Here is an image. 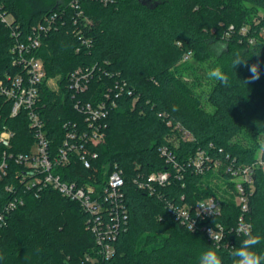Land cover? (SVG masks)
<instances>
[{"label":"trees","instance_id":"obj_1","mask_svg":"<svg viewBox=\"0 0 264 264\" xmlns=\"http://www.w3.org/2000/svg\"><path fill=\"white\" fill-rule=\"evenodd\" d=\"M71 1L0 0V13L13 20L11 27L0 21V79L22 73L21 66L12 65L11 49L42 25L46 31L29 56L44 65L36 109L52 156L68 132L86 130L75 103L95 104L109 94L115 106L105 121L104 141L90 149L97 155L90 168L71 154L54 172L63 181L91 185L100 194L115 167L120 170L126 227L112 243L114 253L108 261L99 256L98 262L86 260L95 258L98 249L87 228L89 215L52 188L38 195L20 191L15 175L22 167L10 163L8 175L0 180V210L19 195L23 204L0 228V264H198L199 255L209 248L218 250L224 264H231L229 253L243 239L234 231L241 216L253 232L264 236V171L255 166V139H264V0H77L83 15L91 19L87 27L80 20L74 24ZM236 53L249 66L259 64V79L249 81L251 73L243 64L232 66ZM187 54L189 59L183 61ZM211 59L230 83L209 84L213 109L207 111L190 86L193 82L185 81L180 72L190 60L200 64ZM78 69L91 71L82 93L69 88V78ZM48 79H56L57 91L46 85ZM123 83L121 92L115 85ZM176 125L193 140H182ZM4 128L14 134L10 151L29 152L34 137L27 113L11 117L10 105L0 97V130ZM162 148L173 162L160 155ZM197 152L208 157L202 174L191 164ZM260 157L264 159V152ZM214 162L217 171L212 169ZM241 167H251L254 179L251 193L245 187L246 213L235 202L232 181L233 171ZM157 172L170 174L167 184L153 183L152 192L139 186ZM10 185L13 193L6 191ZM212 197L220 202V213L198 221L194 231L169 209H192ZM103 218L109 222L108 214ZM217 226L223 229L220 241L201 230ZM258 250L264 251V244Z\"/></svg>","mask_w":264,"mask_h":264},{"label":"built area","instance_id":"obj_2","mask_svg":"<svg viewBox=\"0 0 264 264\" xmlns=\"http://www.w3.org/2000/svg\"><path fill=\"white\" fill-rule=\"evenodd\" d=\"M69 6L71 9L76 10L74 24H77L78 20H80L83 27L91 26V19L83 15L78 7L77 0L71 1ZM0 21L7 27H11L13 22L9 15L3 13H0ZM35 31V34L29 35L26 38L25 43L16 44L11 49V53L14 55L12 65L21 66L22 73L14 76L4 75V78L0 79V97L10 105V116H16L21 111L27 113L29 128L33 132L34 143L29 152L15 154L10 151L11 141L14 136L13 132L6 128L0 130V180L8 175L9 164L14 163L22 167V172L15 175L20 191L23 190L38 195L43 188L49 187L56 190L63 198L78 202L89 215L87 228L94 234L95 243L98 247L96 257L91 258L87 256L86 260L98 262L99 256L102 261H108L114 253L112 243L116 240L119 231L125 229L128 217L127 209L123 202V193L121 192L123 184L121 171L116 170L115 167V171L108 177L102 192L95 194V190L91 185L79 186L75 182L63 181L54 172V169L58 165L67 164L71 154H76L78 160L86 169L90 168V160L97 157L90 149L92 146H96L104 141L105 121L108 117L109 109L115 106V102L110 100L109 94H105V101H99L95 104L76 102L74 107L83 115L86 130L68 132L62 147L59 148L56 155L52 156L48 149L49 142L43 130V123L36 109L39 102V87L45 77L44 65L41 59L29 56L30 51L36 50L39 47L40 33L45 32L46 29L39 24ZM244 31L243 29L242 32L244 33ZM79 33L77 32L76 35ZM12 35H16L14 30H12ZM189 57V54L185 55L183 61L188 60ZM90 75L91 71H88V69L76 70L69 78V88L74 93L84 92L87 88ZM50 84H53V86ZM46 85L53 91L58 90L56 79H48ZM115 86L116 88L120 86L119 90L121 92L122 89L126 88L125 83L121 85L116 84ZM127 94L130 95L131 91L127 90ZM175 129L180 132L182 140H193L191 134L180 125H176ZM160 155L164 156L168 163L173 162L171 154L166 148L160 149ZM207 160L208 157L203 152L196 153L194 159L191 160L196 173H203L205 170L203 165ZM255 166L264 171V159L258 158ZM173 168L179 172L177 164H173ZM217 168H219V165L214 162L212 169L217 170ZM252 173L251 167H241L233 171L234 178L232 181L235 183L236 189L235 202L240 206L242 213H246L248 210V191H246L245 187H248L250 193L252 192L254 185ZM169 179L170 174L168 172L152 173L146 179L147 184L140 182L139 186H146L152 192L153 183L164 186L168 183ZM13 189L12 185L6 187V191L10 193L14 192ZM22 204L23 199L19 195L9 200L1 208L0 228L6 224L7 215ZM200 204H204L205 206L212 205V207L210 210H205ZM169 209L176 216V219L181 220L185 224L189 231H191L192 222V231H194L197 230L198 221L217 216L220 213L221 207L220 202L212 197L198 201L192 209L185 206L179 208L170 206ZM105 214L109 215V222L104 220L103 216ZM240 225L250 224L242 221L241 216L236 229ZM201 230L209 238H211L210 230H213V236L219 237V239H214L215 241H220L223 237V229L220 226L215 228L202 227Z\"/></svg>","mask_w":264,"mask_h":264},{"label":"clouds","instance_id":"obj_3","mask_svg":"<svg viewBox=\"0 0 264 264\" xmlns=\"http://www.w3.org/2000/svg\"><path fill=\"white\" fill-rule=\"evenodd\" d=\"M241 64L248 67V70L251 73L249 81H255L260 78L261 73L259 71L258 63H254L249 66L247 64V59L242 58L239 53L234 54V58L232 59V66L235 68L236 66ZM207 77L210 80L218 81L226 86L230 83L229 76L223 71L221 66L211 68L207 72ZM173 110L177 109L174 108ZM259 150L261 152H264V142L260 143ZM200 205L205 210H210L212 207V205ZM192 227L193 225L191 222V231ZM234 231L237 235L242 236L243 239L240 241L239 247L233 248L229 253L231 264H264V251L258 250V246L264 244V236L253 232L250 225H240ZM210 237L213 240L219 239V237L213 236V230H210ZM198 264H224V259L219 254L217 249L209 248L199 255Z\"/></svg>","mask_w":264,"mask_h":264},{"label":"rangeland","instance_id":"obj_4","mask_svg":"<svg viewBox=\"0 0 264 264\" xmlns=\"http://www.w3.org/2000/svg\"><path fill=\"white\" fill-rule=\"evenodd\" d=\"M261 13L262 12L258 13L256 16L254 15L253 20L257 21L258 20L257 18H258V16H260ZM213 65H214L213 59H211L210 61L204 62V63H200V64L194 60H190L188 63L185 64L184 67L181 68V72H180V75L182 76V78L185 81L193 82V83H190V86H192V89H193L195 96L200 100L201 105L207 111H212V109H213L208 102V94L210 91V85L212 83H214L215 81L210 80L207 77V72L211 68H213ZM50 85L53 86V84H50ZM237 139H235V140L237 141ZM249 139H251L253 141L252 138H247V140H249ZM240 140L241 139H239L238 141L243 142ZM256 140H257V146H259L261 142H264V139H262V138L255 139V142H256ZM261 153L262 152L259 150V147H258L256 149V154L259 156L258 158H260ZM237 180L240 181L241 179H237ZM216 184L218 187L225 189V186L222 185L220 182L216 181ZM220 192H221V189H220Z\"/></svg>","mask_w":264,"mask_h":264}]
</instances>
